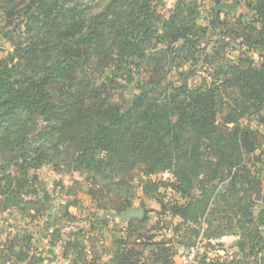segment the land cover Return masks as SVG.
I'll list each match as a JSON object with an SVG mask.
<instances>
[{"label":"rangeland","instance_id":"1","mask_svg":"<svg viewBox=\"0 0 264 264\" xmlns=\"http://www.w3.org/2000/svg\"><path fill=\"white\" fill-rule=\"evenodd\" d=\"M219 1L0 0V94L3 84L39 83L41 102L58 107L10 128L16 153L11 140L0 145V242L31 245L35 233H19L51 210L67 217L60 233L70 239L72 229L105 226L123 242L151 228L139 236L160 255L165 226L204 222L216 238L264 250V1L223 0L237 8L215 18ZM101 112L129 120L124 137L91 138ZM85 131L90 142L78 145ZM128 209L145 214L112 216Z\"/></svg>","mask_w":264,"mask_h":264},{"label":"crops","instance_id":"2","mask_svg":"<svg viewBox=\"0 0 264 264\" xmlns=\"http://www.w3.org/2000/svg\"><path fill=\"white\" fill-rule=\"evenodd\" d=\"M72 202L73 207L79 210L76 206L78 201L73 199ZM96 205L100 207L95 212L98 215L107 210L106 201L104 204L99 201ZM76 214L77 211H71V222L77 219ZM91 215L95 217L94 213ZM169 218L174 220L176 217ZM63 219L67 217L57 216L51 210L36 214L32 219L34 223L25 224L26 229L19 233L25 236L35 233L36 239L31 245L26 239L19 241L16 237L9 239V236H5L0 242V251H5V256L0 257V264H264V255L262 257L261 254L264 250L254 256L249 248L239 250L236 237L222 241L223 237L216 238L205 227L204 222L193 225V228L188 223L179 228L165 226L162 234H159L169 237V242L165 240L162 251L164 254L159 251L158 255L157 245L150 244V241L149 245L143 244L145 240L139 236L140 231L152 233L151 228L136 229L137 233L128 232L127 238L123 237V242H119L121 234L118 229L115 231V228L105 226L84 232L82 228L72 229L70 239V236L60 233L66 232L62 227L67 228ZM156 238L155 235L151 241ZM70 249L76 258L71 261L66 257ZM14 250H18L21 255L13 257L11 253ZM30 251L33 253L30 254ZM123 253L125 257L122 256Z\"/></svg>","mask_w":264,"mask_h":264},{"label":"trees","instance_id":"3","mask_svg":"<svg viewBox=\"0 0 264 264\" xmlns=\"http://www.w3.org/2000/svg\"><path fill=\"white\" fill-rule=\"evenodd\" d=\"M223 0H220L218 2V4H220ZM264 1V0H262ZM236 4V2H235ZM237 5V4H236ZM193 44V42H192ZM183 50V49H182ZM179 50V51H182ZM184 52V50L182 51ZM189 57V53L187 54ZM197 59V58H196ZM196 68L197 66V61L194 64ZM248 71V70H247ZM36 75H38L37 73H35ZM35 75V76H36ZM40 79V78H39ZM39 79L37 80V82L39 81ZM25 85V82H23L20 87H23ZM18 88V87H12V86H5V84H3V88L0 94V145H4V140H11L10 145L13 146V149L11 150V153H16V148L18 147L19 142H16V140L14 139L16 137V135H18L16 132L13 130V132H10V128L13 126L18 125V123L23 120L26 116H30L32 115L35 111L38 114L43 113L44 109L47 106L52 107L53 109H55L56 111L58 110V107L56 108V106L54 105H50L47 103L41 102V99L39 98H43L44 97V91L43 88L41 87V85L38 83L33 84V88L32 89H24V88ZM178 90H184L182 88H177ZM144 95H142V99H144ZM141 99V100H142ZM164 99V98H163ZM162 106V105H161ZM161 106H154V109H159V107ZM80 112V111H79ZM78 112V115H80V113ZM159 112L156 111L153 116H152V121L157 120V123L160 120V117H158ZM73 116V112L71 111V119ZM101 118L100 121H102V124L100 126V128L98 129V131L95 133L96 136L91 137L92 139H97L100 143H104V141L106 140L107 136H111V134H113V136L115 138L118 137H124L125 136V125L128 123L129 120H124L125 118L124 115H121L119 113L116 114L115 118L113 119V123H111L112 121H110V119L108 118V116L105 114V112H101L100 114ZM80 121L78 122L80 124V127L84 128L85 130H88L91 128V126L89 125V123H87V118L86 116H81ZM153 121V122H154ZM77 123V121L75 122ZM74 124L71 122V127H73ZM121 127V128H120ZM120 128V130H119ZM86 131L84 132V136H82L79 139L78 145L81 144H88L90 142V137L86 136ZM19 139V138H18ZM163 136L162 138H160L159 140H157V144H163ZM145 142H148L147 140ZM68 145L70 146H74L76 145V142L73 138H71L68 142ZM15 150V151H14ZM26 155H19V154H15L14 159L20 160V159H25ZM235 168V167H234ZM229 171L230 173L235 170H233V167H229ZM235 173L233 174V176L230 178V180L233 179ZM248 183H252L251 181H247ZM173 216L177 217V215L173 214ZM249 248L250 252H252V255L254 256L255 254H259V252L263 249H258L256 246L252 245V243L249 244H244L243 242H241V244H238V249L239 250H243V248Z\"/></svg>","mask_w":264,"mask_h":264},{"label":"water","instance_id":"4","mask_svg":"<svg viewBox=\"0 0 264 264\" xmlns=\"http://www.w3.org/2000/svg\"><path fill=\"white\" fill-rule=\"evenodd\" d=\"M236 8L237 5L235 3H220L214 7L215 18L217 17L219 11L224 10L233 13L235 12ZM249 188L255 191L254 200L259 201L261 198L260 187L257 185H251ZM112 216L119 218L121 221H124L133 218H142L144 216V211L128 209L122 215H112Z\"/></svg>","mask_w":264,"mask_h":264},{"label":"built area","instance_id":"5","mask_svg":"<svg viewBox=\"0 0 264 264\" xmlns=\"http://www.w3.org/2000/svg\"><path fill=\"white\" fill-rule=\"evenodd\" d=\"M225 239H226V237H225V238L223 237V238H222V241H224ZM214 243H215V242H214ZM182 253L185 254L184 251H182ZM189 256H190V255H189ZM189 256H188V257H189ZM180 264H183V263H180Z\"/></svg>","mask_w":264,"mask_h":264}]
</instances>
